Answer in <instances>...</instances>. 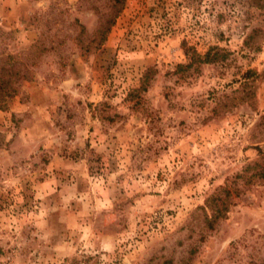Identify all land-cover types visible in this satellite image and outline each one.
Segmentation results:
<instances>
[{
	"label": "rangeland",
	"instance_id": "rangeland-1",
	"mask_svg": "<svg viewBox=\"0 0 264 264\" xmlns=\"http://www.w3.org/2000/svg\"><path fill=\"white\" fill-rule=\"evenodd\" d=\"M0 264H264V0H0Z\"/></svg>",
	"mask_w": 264,
	"mask_h": 264
},
{
	"label": "trees",
	"instance_id": "trees-1",
	"mask_svg": "<svg viewBox=\"0 0 264 264\" xmlns=\"http://www.w3.org/2000/svg\"><path fill=\"white\" fill-rule=\"evenodd\" d=\"M10 83V78L3 79L2 84L0 85V101H2L4 97L11 96L13 94Z\"/></svg>",
	"mask_w": 264,
	"mask_h": 264
}]
</instances>
